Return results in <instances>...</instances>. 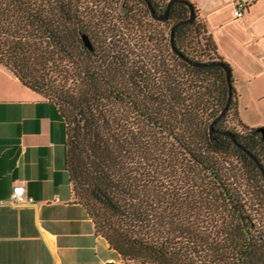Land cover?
Masks as SVG:
<instances>
[{
    "label": "trees",
    "instance_id": "trees-1",
    "mask_svg": "<svg viewBox=\"0 0 264 264\" xmlns=\"http://www.w3.org/2000/svg\"><path fill=\"white\" fill-rule=\"evenodd\" d=\"M137 1L140 15L154 19L146 0ZM169 1L151 3L160 12ZM129 2L120 8L135 22L139 9ZM195 10L177 28L176 48L196 63L226 62ZM85 11L80 0H0V63L60 107L74 194L96 232L121 264H264L263 173L230 136L210 132L229 97L225 69L191 64L171 44L189 7L175 2L167 19H154L171 23L169 41L157 37L169 48L163 58L139 51L123 31L98 49ZM66 59H76L73 86L49 75ZM261 128L242 120L234 87L215 129L235 133L264 166Z\"/></svg>",
    "mask_w": 264,
    "mask_h": 264
},
{
    "label": "crops",
    "instance_id": "crops-1",
    "mask_svg": "<svg viewBox=\"0 0 264 264\" xmlns=\"http://www.w3.org/2000/svg\"><path fill=\"white\" fill-rule=\"evenodd\" d=\"M192 1L232 67L242 120L264 127V0ZM66 155L60 107L0 63V264L122 263L76 200ZM17 185L34 201H12Z\"/></svg>",
    "mask_w": 264,
    "mask_h": 264
},
{
    "label": "rangeland",
    "instance_id": "rangeland-1",
    "mask_svg": "<svg viewBox=\"0 0 264 264\" xmlns=\"http://www.w3.org/2000/svg\"><path fill=\"white\" fill-rule=\"evenodd\" d=\"M80 1L83 4L84 9L86 8L85 19L88 24V29L92 34V40L98 47V49L104 51L108 41L110 40L108 39V37H110L111 34H116L117 31H123L124 33L126 32L128 35H130V37H133L134 43H138V46L136 47H138L137 49H139V51L146 50L149 47L150 53H152L156 57L163 58L164 56H167L169 48L165 47L164 44L160 45L162 41L165 42V39L159 41L157 37H159L160 39L166 37V42H168L171 23L155 21L150 16L145 15L144 13L140 15V11L143 8V4H141V2L137 0H129V5L139 9V14L136 15L139 20L132 22V20H126L125 12L120 8L121 2L123 0ZM201 40L203 43H205L206 41L203 38V34L201 35ZM119 44L122 46L123 43L120 41ZM140 46H143V49H140ZM208 57L209 56H206L204 58ZM148 58L151 57L148 56ZM75 64L76 59H73L71 61H68L66 59L63 62L57 61L55 62V64H51V66H49V75L52 81H54L57 85L64 82H68V84L72 86L75 85L74 82H76V79H78L77 73L73 67L75 66ZM67 70L69 71L68 73L71 76L68 75L67 72H65ZM235 123L236 122L234 116L231 113L228 125L234 128L236 127Z\"/></svg>",
    "mask_w": 264,
    "mask_h": 264
},
{
    "label": "water",
    "instance_id": "water-1",
    "mask_svg": "<svg viewBox=\"0 0 264 264\" xmlns=\"http://www.w3.org/2000/svg\"><path fill=\"white\" fill-rule=\"evenodd\" d=\"M146 2L148 4V7H149V10H150V13H151L152 17L154 19L160 20V21H163V20H165V19H167L169 17L170 9H171L172 5L175 2H183L189 7V9H190L189 16L187 18L183 19V20H180V21L176 22L171 28V35L170 36H171L172 47H173L174 51H176L180 56H182L186 61H188L191 64H194V65H220V66H222L225 69L226 79H227L228 86H229V97H228V101H227L225 107L213 119V121H212V123L210 125V132L211 133L218 132V133L230 136L233 139V141L240 148L244 149L253 158V160L260 167V169H261V171L263 173V176H264V166L262 165V163L259 161V159L249 149H247L245 146H243L242 144L239 143L235 133H233L231 131H223V130H216L215 129V124L217 123V121L227 113V111L229 109V106H230L231 98L233 96L234 82H233V77H232V67L230 65H228L226 62H223V61L212 62V63H196V62H193L192 60H190L189 58L184 56L182 54V52H180L175 46V34H176L177 28L180 25L186 24V23H190V22H192L195 19L196 10H195L194 3L192 1H190V0H170L168 2V4H167V7L165 8V10L162 13H160L154 8V6L151 3V0H146ZM83 39H84V42H85L86 46H88L90 49H92L93 45H92V42H91L89 36L87 34H84L83 35ZM260 130H261V132L264 135V127H262Z\"/></svg>",
    "mask_w": 264,
    "mask_h": 264
},
{
    "label": "built area",
    "instance_id": "built-area-1",
    "mask_svg": "<svg viewBox=\"0 0 264 264\" xmlns=\"http://www.w3.org/2000/svg\"><path fill=\"white\" fill-rule=\"evenodd\" d=\"M244 4L240 3L236 10L234 11V15L237 17H242L244 15L243 11ZM12 201L16 203H24V202H33L34 199L32 197L27 196L25 185H17L14 186L12 196Z\"/></svg>",
    "mask_w": 264,
    "mask_h": 264
},
{
    "label": "flooded vegetation",
    "instance_id": "flooded-vegetation-1",
    "mask_svg": "<svg viewBox=\"0 0 264 264\" xmlns=\"http://www.w3.org/2000/svg\"><path fill=\"white\" fill-rule=\"evenodd\" d=\"M163 11H160V13H162ZM92 42V41H91ZM92 45H93V43H92Z\"/></svg>",
    "mask_w": 264,
    "mask_h": 264
}]
</instances>
